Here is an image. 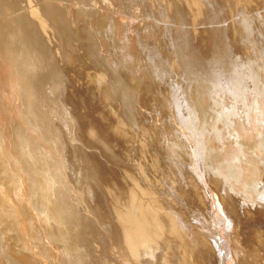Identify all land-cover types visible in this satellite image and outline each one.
I'll list each match as a JSON object with an SVG mask.
<instances>
[{
    "label": "rangeland",
    "instance_id": "rangeland-1",
    "mask_svg": "<svg viewBox=\"0 0 264 264\" xmlns=\"http://www.w3.org/2000/svg\"><path fill=\"white\" fill-rule=\"evenodd\" d=\"M90 1L0 0V264H77L76 259L81 264H97L92 255L93 247L98 250L95 253L96 258L107 260V264H171L174 258L178 262L173 261L172 264L180 261L179 264H183L182 261L185 264H202L200 254L207 255L211 251L213 254L209 252L210 258L208 255L205 257H208L210 263L209 260L214 259L213 256L217 254L214 244L215 251L211 243L215 235L219 236L223 231L218 227L221 231L218 232L211 224L215 232L209 230L212 227L208 228L212 233L208 232L211 236L214 234L213 240L209 233L205 232L209 234L206 236L203 232L210 224L206 217L210 218L208 214L212 213L209 210L211 205L206 188H211L210 192L212 190L213 193L214 190L219 192L221 199L225 198V210H229V216L235 220L239 218L238 223L236 222L237 232L232 238L237 245L235 243L231 246L232 249H228V253L235 256L231 258L229 256L232 255L227 254L230 258H227V264L230 260L233 262L231 264H264V197H261L264 196V114L260 115L257 111L255 115L253 110L251 120L256 122L248 123L246 115L240 113L237 119L240 130L237 142L228 141L222 145L212 137L213 140H209L203 157L206 160L201 162L202 174H196L189 166L190 147L187 145V149L184 147L186 144L178 143L180 140L185 141L182 138L179 140L176 131L172 130L171 119L166 121L170 118L166 117L168 113L165 104L169 97V88L167 84H163L170 81L171 76L177 74V79L181 72L186 74L187 70L192 80L188 90L190 99L200 114V120L209 125L208 122L216 120L221 104L211 97L209 88L212 85L203 75L205 70L211 68L212 71L225 75L233 67H247L250 68L256 84L255 91H251L252 96L256 95L254 104H251L255 105L258 97L264 112V0H141L139 3H130V0H114L116 3L113 0ZM161 8L164 15L160 13ZM213 12L216 18L214 14L211 15ZM213 16L215 21L211 23ZM158 17H162L164 21L157 22ZM109 21L113 23V32ZM166 23L171 34L169 32L170 36L165 34L167 36L163 37L165 35L161 33L164 32ZM85 25H88L87 28L90 25L93 32L90 27L88 30L91 33L88 32ZM127 26L132 30L129 31L131 36L139 33L133 37L140 39L144 46L148 44L147 47H152V50L153 46L159 48L157 59L153 62L148 59L147 62L148 49L144 51L136 39L130 42L133 44L129 47L134 58L131 56L126 60L122 57L120 41L123 40V34L127 33ZM86 32L89 36H86ZM176 42L178 45L182 44V48L178 47L179 51ZM201 42L206 43L204 50ZM197 46L199 47L196 50ZM181 58H185L184 62ZM134 59H140L139 63ZM144 60L151 67L148 68ZM178 61L183 62L182 65L186 64L183 65L186 70L181 71L183 67H179ZM154 63L162 68L166 82L151 75L157 68ZM174 65L177 67L173 68ZM200 66L205 69L204 72ZM151 68L153 71L149 70ZM174 70L178 71L173 73ZM64 87L65 97L62 98L61 91ZM60 98L66 102L64 106L67 112L58 107ZM169 121L171 125H168ZM63 122H68L70 126L68 133ZM172 135L177 137L174 139L175 136ZM234 143L236 146H232ZM69 164H76V167L72 169ZM78 164L81 165V170L77 171ZM73 171L80 178V186L72 182ZM203 175L204 180L199 178ZM204 182L206 184L203 188ZM88 188L97 190L93 202L88 198ZM204 194L209 199L206 200ZM163 201L166 203L163 204ZM162 204L163 207L174 208L175 212L180 210V213H184L182 216L178 212L183 220L191 221V227L200 229L197 232L191 227L187 228L188 231L186 228L177 229L172 217L168 213V216L163 214L168 209L163 208ZM204 208L207 209L206 217L203 216ZM99 211L101 215L98 216ZM153 212H157L155 214L158 217ZM196 214L200 217L199 220L203 217L208 221L207 227L205 221L202 222L203 219L198 221ZM104 217L107 221H103ZM167 217L171 222L169 218L167 221ZM148 222L151 224H148L149 227L145 225ZM156 224H160V228L158 226L156 229ZM165 224L170 228L167 229ZM198 224L206 228L201 225L198 227ZM167 230L174 239L169 234H164ZM124 233L129 238L123 236ZM149 236L157 239H150ZM167 237L173 241L170 240V243ZM196 237L202 241L211 238L212 241L209 240L208 244L200 240L197 242V239L192 241L191 238L195 240ZM185 238L187 242L191 239L196 245L200 242V247L201 242L205 244L202 245L203 250L197 247V256L192 253L195 258H200L201 263L191 255L194 250L189 247L191 245L187 247L189 243ZM96 242L100 244L97 245ZM179 242H183L184 247ZM195 244L193 243L196 247ZM206 244L210 250L205 252L208 249ZM120 248L123 251L120 250L118 254ZM176 250L178 253L181 251L179 255ZM185 252L188 253L186 256L183 255ZM130 254L132 259H128ZM203 256L202 259L206 261ZM193 260L197 262H192ZM212 261L213 264L218 263L217 257L216 262Z\"/></svg>",
    "mask_w": 264,
    "mask_h": 264
},
{
    "label": "bare ground",
    "instance_id": "bare-ground-1",
    "mask_svg": "<svg viewBox=\"0 0 264 264\" xmlns=\"http://www.w3.org/2000/svg\"><path fill=\"white\" fill-rule=\"evenodd\" d=\"M84 0H80V2H82V3H85L86 1H88V0H85L84 2H83ZM90 1V0H89ZM114 1V0H113ZM116 1V0H115ZM114 1V2H115ZM122 1V0H121ZM125 1H127V0H125ZM124 1V2H125ZM140 2L141 0H130L129 2L130 3H132V2ZM257 1V0H256ZM91 2V1H90ZM117 2V1H116ZM115 2V3H116ZM119 2V1H118ZM168 2V1H167ZM77 3V2H76ZM79 3V2H78ZM88 3V2H87ZM207 3V2H206ZM81 4V3H80ZM126 4V3H125ZM216 4V3H215ZM157 5H159V4H157ZM168 5H169V3H168ZM79 6V5H78ZM81 6V5H80ZM87 6V5H86ZM140 7V6H139ZM168 7V6H167ZM170 7V6H169ZM84 8H85V5H84ZM164 8H166V7H164ZM172 9V8H171ZM131 10V9H130ZM166 10V9H165ZM203 10V9H202ZM167 11V10H166ZM151 12V11H150ZM215 12V11H214ZM214 12L211 14V15H213L214 14ZM149 13V12H148ZM160 13L162 14V15H164L163 14V11H162V8H161V11H160ZM147 15H149V14H147ZM216 14H214V16H215ZM144 16V15H143ZM214 16H213V20L211 19V23H213L215 20V18H216V16H215V18H214ZM82 17H83V15H82ZM150 17V16H149ZM210 17V16H209ZM88 18V17H87ZM112 18V17H111ZM155 18V17H154ZM210 18H212V16L210 17ZM218 18V17H217ZM146 19V18H145ZM150 20H151V17L149 18ZM149 19H147V20H149ZM74 20V19H73ZM157 20V22H160V21H164V19L161 17V18H157L156 19ZM209 20V19H208ZM260 20V19H259ZM111 22H112V20H110ZM109 21V22H110ZM110 22V28H111V31L113 32V30H112V27H113V23H111ZM87 24V23H86ZM77 25V24H76ZM108 25H109V23H108ZM107 25V26H108ZM154 25H155V23H154ZM154 25H153V27H154ZM158 25V24H157ZM86 26H88V25H85V27ZM117 26V25H116ZM126 26V25H125ZM147 26V25H146ZM89 27H90V25H89ZM88 27V28H89ZM149 27V29H150V25L148 26ZM87 28V27H86ZM85 28V29H86ZM88 28H87V30H88ZM114 28V27H113ZM168 28H169V25H168V23H166L165 24V30H164V32L163 33H161V34H163V35H165V34H169V32L170 31H168ZM92 28L90 27V30H91ZM106 29H108V28H106ZM125 29V28H124ZM147 29V28H146ZM170 29V28H169ZM86 30V31H87ZM90 30H88V32H90ZM123 29H121V31H122ZM131 29H130V27L129 26H127L126 27V32L127 33H125V34H123V40H119L120 41V43H121V45H122V47H121V45L119 46V48L121 47V48H123V51H121V50H118V51H121V55H122V57H124L126 60H127V58H130L131 56H132V52L130 51V49H129V47H130V45H132L133 44V42H134V40L136 39L137 40V38H135L134 39V37L133 36H135L136 37V34H139L138 32L136 33V34H134V35H132L131 36V32H129ZM245 30H247V28L245 29ZM92 32H93V30H91ZM110 31V30H109ZM110 31V32H111ZM121 31H120V33H121ZM125 31V30H124ZM132 31V30H131ZM134 31V30H133ZM149 31V30H148ZM197 31V30H196ZM196 31H194L195 33H196ZM106 32H108V31H106ZM123 32V31H122ZM248 32V31H247ZM91 33V32H90ZM109 33V32H108ZM107 33V34H108ZM118 33V32H117ZM134 33V32H133ZM246 33V32H245ZM250 33V32H249ZM86 34V36L88 35L89 36V34H87V32L85 33ZM93 34V33H92ZM122 34V33H121ZM120 34V35H121ZM170 34H171V32H170ZM170 34H169V36H170ZM91 35V34H90ZM109 35H113V34H109ZM250 35V34H249ZM255 35V34H254ZM92 36V35H91ZM90 36V37H91ZM167 35H165V36H163V37H166ZM185 36V35H184ZM92 37H94V34H93V36ZM121 37V36H120ZM133 37V38H132ZM162 37V38H163ZM192 37V36H191ZM195 37H196V35H195ZM194 37V38H195ZM86 38H88L89 39V37H86ZM138 38H139V35H138ZM188 38H189V36H188ZM252 38V37H251ZM91 39H93V38H91ZM111 39V38H110ZM134 39V40H133ZM179 39H180V37H179ZM204 39V38H203ZM202 39V40H203ZM94 40H95V37H94ZM176 40V39H175ZM187 40V39H186ZM185 40V41H186ZM207 40V39H206ZM123 41V42H122ZM131 41H133L132 42V44H130V42ZM163 41H164V39H163ZM165 41H167V40H165ZM170 40H168L167 42H169ZM185 41H183V42H185ZM188 41V40H187ZM192 41V40H191ZM249 41V40H248ZM90 42V41H89ZM136 42V41H135ZM137 42H138V45H141L142 46V48L144 49V51H145V49L147 48L148 49V53H147V56L149 57H147V59L144 57V59H146V61L149 59V60H151L150 62H153L154 61V59L160 54V52H159V48L158 47H154L153 46V50L151 49L152 47H147V45H143V43H141V40L140 39H138L137 40ZM137 42H136V45H137ZM143 42V41H142ZM166 42V43H167ZM181 42V41H180ZM188 42H190V40L188 41ZM193 42V41H192ZM191 42V43H192ZM199 42H200V40H199ZM228 42V41H227ZM119 43V44H120ZM175 43V42H174ZM178 42H176V44H177ZM190 43V44H191ZM197 43V42H196ZM255 43V42H254ZM95 44V43H94ZM144 44H145V42H144ZM169 44V43H168ZM201 44H204V42L202 43L201 42ZM206 44V43H205ZM205 44H204V47L202 48V50H204L205 49ZM224 44H226V43H224ZM93 45V44H92ZM170 45V44H169ZM168 45V46H169ZM178 45V44H177ZM180 45H182V44H180ZM180 45H178L177 46V50H178V47L180 46ZM188 45H189V43H188ZM198 45V44H197ZM158 46V45H157ZM167 46V45H166ZM191 46V45H190ZM192 46H193V44H192ZM226 46V45H225ZM139 47V46H138ZM138 47H135V48H138ZM170 47H172V45L170 46ZM174 47H175V45H174ZM181 47V46H180ZM180 47H179V49H180ZM184 47H186L185 46V44H184ZM187 47H189V46H187ZM198 47L199 46H197V48H196V50L198 49ZM91 48V47H90ZM120 48V49H121ZM167 48V47H166ZM182 48V47H181ZM193 48H194V46H193ZM192 48V49H193ZM227 48V47H226ZM225 48V49H226ZM89 49V48H88ZM93 49V48H92ZM169 49V48H168ZM172 49V48H171ZM175 49H176V47H175ZM174 49V50H175ZM184 49V48H183ZM182 49V50H183ZM201 49V48H200ZM232 49V48H231ZM95 50V49H94ZM142 50V49H141ZM166 50V49H165ZM170 50V49H169ZM176 50V51H177ZM182 50H180V51H182ZM191 49H189V51H190ZM195 49H193V51H194ZM223 50V49H222ZM227 50V49H226ZM225 50V51H226ZM228 50H230V48L228 49ZM91 50H89V52H90ZM93 51V50H92ZM117 51V50H116ZM139 51V50H138ZM167 51V50H166ZM175 51V52H176ZM179 51V50H178ZM172 51H170L169 53H171ZM184 52V51H183ZM192 52V51H191ZM200 52H201V50H200ZM107 53V52H106ZM112 53V52H111ZM167 53H168V51H167ZM174 53V52H173ZM177 53H179V52H177ZM185 53V52H184ZM186 53H187V51H186ZM185 53V54H186ZM195 53H197V52H195ZM199 53V52H198ZM231 53V52H230ZM90 54H92V53H90ZM94 54V53H93ZM172 54V53H171ZM170 54V55H171ZM176 54V53H175ZM181 54V53H180ZM180 54H178V55H180ZM189 54H191V53H189ZM225 54H228V53H226L225 52ZM263 54H264V52H263ZM89 55V54H88ZM138 55V54H137ZM140 55V54H139ZM173 55V54H172ZM177 55V56H178ZM182 55H183V53H182ZM182 55H180L181 57H182ZM231 55V54H230ZM94 56V55H93ZM92 56V57H93ZM101 56V55H100ZM174 56V55H173ZM173 56H171V57H173ZM186 56H188V54L186 55ZM185 56V57H186ZM194 56V55H193ZM192 56V57H193ZM202 56V55H201ZM217 56V55H216ZM225 56V55H224ZM228 56V55H227ZM133 57V56H132ZM136 57V56H135ZM140 57V56H139ZM138 57V58H139ZM160 57V56H159ZM158 57V58H159ZM176 57V56H175ZM189 57V56H188ZM236 57V56H235ZM116 58V57H115ZM123 58V59H124ZM134 58V57H133ZM142 58V57H141ZM140 58V59H141ZM179 58V57H178ZM211 58V57H210ZM209 58V59H210ZM216 58V57H215ZM214 58V59H215ZM225 58H227V57H225ZM233 58V57H232ZM231 58V59H232ZM237 58V57H236ZM235 58V59H236ZM137 59V58H136ZM139 59V60H140ZM157 59V58H156ZM160 59H161V57H160ZM164 59H168V57L166 58V57H164ZM170 59H172V58H170ZM176 59V58H175ZM182 59V61L183 60H185V58H181ZM180 59V60H181ZM219 59V58H218ZM139 60H137V61H135V59H134V61L137 63H139ZM142 61H143V59H141ZM148 60V61H149ZM159 60V59H158ZM158 60H156V61H158ZM197 61H198V59H196ZM204 60V59H203ZM213 60V59H212ZM220 60H221V58H220ZM220 60H219V63H221L220 62ZM230 60V59H229ZM264 60V59H263ZM123 61V60H122ZM141 61V62H142ZM145 61V60H144ZM145 61V62H146ZM147 61V62H148ZM155 61V62H156ZM164 61V60H163ZM174 61H176V60H174ZM202 61V60H201ZM210 61V60H209ZM208 61V62H209ZM225 61V60H224ZM238 61H239V59H238ZM144 62V63H145ZM146 62V63H147ZM149 62V63H150ZM161 61H159L158 63H160ZM166 62V61H165ZM164 62V63H165ZM170 62H171V60H170ZM179 62V67L181 68V67H183V68H181V71H183V70H186V67H184L183 65H186L185 63L182 65V63L184 62H180V61H178ZM195 62V61H194ZM193 62V63H194ZM208 62H206L207 64H208ZM213 62V61H212ZM223 62V61H222ZM231 62H233L232 60H231ZM166 63H168V61L166 62ZM172 63V62H171ZM171 63H169V66H171L170 64ZM188 63V62H187ZM198 63V62H197ZM202 63V62H201ZM215 63V62H214ZM216 63H217V61H216ZM218 63V64H219ZM225 63H226V61H225ZM224 63V64H225ZM227 63H228V61H227ZM230 63V62H229ZM228 63V65L230 66V64ZM235 62H233V64H234ZM129 64V63H128ZM127 64V65H128ZM148 64V63H147ZM155 65H156V63H154ZM163 64V63H162ZM189 64V63H188ZM196 64V63H195ZM210 64V63H209ZM242 64V63H241ZM246 64V63H245ZM248 64V63H247ZM157 65H159V64H157ZM156 65V66H157ZM160 65H161V63H160ZM191 65V64H190ZM205 65V64H204ZM204 65H202V66H204ZM212 65V64H211ZM220 65V64H219ZM151 67L149 64L147 65V67ZM165 66H166V64H165ZM175 66V65H174ZM210 66V65H209ZM213 66V65H212ZM211 66V67H212ZM216 66H217V64H216ZM227 66V65H226ZM226 66H225V68H226ZM228 66V67H229ZM242 66V65H241ZM248 66V65H247ZM148 67V68H149ZM177 67V65L175 66V67H173V68H176ZM188 67V66H187ZM198 67V66H197ZM244 67V66H243ZM147 68V69H148ZM156 68V67H155ZM172 68V67H171ZM191 68V67H190ZM200 68H201V66H200ZM219 68V67H218ZM220 68H221V66H220ZM232 68V67H231ZM230 68V69H231ZM153 68H151V69H149V70H152ZM161 69L162 68H160L159 66H157V68L156 69H154V71H153V74H151L152 76L153 75H155V77H158L159 79H161V80H163L164 82H166V78H164V72H163V70L161 71ZM183 69V70H182ZM188 69V68H187ZM198 69H199V67H198ZM201 69H203V68H201ZM207 69V68H206ZM148 70V71H149ZM168 70H169V68H168ZM195 70V69H194ZM193 70V71H194ZM204 70L205 69H203V70H201V71H203L204 72ZM219 70V69H218ZM218 70H217V72H218ZM222 70V69H221ZM104 71V70H103ZM170 71H171V69H170ZM178 70H176V72H177ZM198 71V70H197ZM197 71H195V72H197ZM214 71V70H213ZM212 70H211V68L208 70H205V72H204V76H205V78L211 83V85L212 86H210L211 88H209L210 90H209V92L212 94L211 95V97L214 99V101L216 102V103H219V104H221V107H219L220 109L218 110V113H217V118H215L216 120L215 121H211V123L210 122H208L209 123V125H207L206 123H203L201 120H200V114H198V112H197V110H196V108H195V105H194V103L191 101V99H190V96H189V93H188V90H189V88H190V86H191V78L189 77V75H188V72H187V70H186V74L184 73V71L183 72H179L180 74V77L179 78H177L176 79V76L178 77V75L176 74V76H171L170 78H171V80L169 81V80H167V82L166 83H163V84H167L168 85V88H169V93H167V94H169L167 97H168V100L166 101V100H164V101H166L167 103H165L166 104V111H167V116L166 117H170L169 119H167L166 121H168V120H170L171 119V122L173 123V125H172V127H173V129L172 130H174V131H176V135L178 136V137H180L179 138V140L182 138V140H184L185 142H183V141H177L178 143H181V145H183V143L184 144H186V145H184V147H186L187 145H188V147H190V149H189V153L188 154H190V158L188 159V160H190V165L189 166H191L190 167V169L192 168V170L196 173V174H202V171H203V169L201 168V162H202V160H203V157H204V155L206 154V152H207V147H208V143H209V140L210 139H212V137L217 141V143H222V145L224 144V143H226V142H228V141H231L232 143L233 142H237V139H238V137H239V135H240V130L238 129V126H237V119H239V115H241L240 113L242 112L244 115H246V119H247V121H249L248 123H251L253 120H251V117L253 116V110H255V115H257L256 114V112L258 111V112H260V115H261V113H263L264 114V112L262 111L263 109V107H260L261 106V102L259 103L258 102V97H257V99H256V101H255V105H252V104H254L253 102H254V100H255V96L253 95L252 96V94H251V91H255V87H254V85L256 86V84H255V81H254V79H252V77H254L253 76V74H252V72L250 71V68H248L247 69V67L246 68H241V69H239L238 67H237V69H236V67H233V69L232 70H228V72L225 74V75H223V74H221L220 75V73L218 72V73H216L215 71L213 72ZM227 71V70H226ZM163 72V73H162ZM175 72V70H174V72L173 73H176ZM225 72V71H224ZM165 73H168V72H165ZM171 73V72H170ZM169 74V73H168ZM198 74V73H197ZM201 74V73H200ZM255 74V73H254ZM142 75V74H141ZM175 75V74H174ZM199 75V74H198ZM64 76V75H63ZM168 76V75H167ZM202 76V75H201ZM200 76V77H201ZM257 76V75H256ZM68 77V76H67ZM202 79L204 78L203 76L201 77ZM151 80V79H150ZM158 80V79H157ZM62 81V80H61ZM71 82V81H70ZM200 82V81H199ZM257 82V81H256ZM69 83V82H68ZM258 84V83H257ZM261 84V83H260ZM159 86V85H158ZM166 86V85H165ZM65 87L64 88H62V98H64L65 96V94H64V91H65ZM97 92V91H96ZM257 92V91H256ZM253 94H254V92H253ZM260 94V93H259ZM160 95V94H159ZM258 96V95H257ZM164 98V97H163ZM64 100V99H63ZM63 100L60 98L59 100H58V102H57V105H58V107L60 106V108H62L65 112H67V109H66V107L64 106L65 104H66V102L64 101L63 102ZM55 101V100H54ZM262 101V100H261ZM216 103H215V105H216ZM252 103V104H251ZM62 105V106H61ZM218 105V104H217ZM212 106H213V104H212ZM157 108V107H156ZM211 111V110H210ZM213 112V111H212ZM217 112V111H216ZM68 114V113H67ZM214 114V113H213ZM262 114V115H263ZM215 115V114H214ZM72 116V115H71ZM243 116V115H242ZM258 116H259V114H258ZM257 116V117H258ZM214 117V116H213ZM212 117V118H213ZM255 117V116H254ZM125 118V117H124ZM259 118V117H258ZM74 119V118H73ZM127 119V118H126ZM245 119V118H244ZM255 119V118H254ZM260 119H261V117H260ZM260 119H258V120H260ZM65 120V119H64ZM75 120V119H74ZM207 120H209V119H207ZM263 120V119H262ZM74 122V121H73ZM202 122V123H201ZM238 122H239V120H238ZM245 122V121H244ZM243 122V123H244ZM253 122H256V121H253ZM261 122V121H260ZM124 123V122H123ZM163 123V122H162ZM169 123H170V121H169ZM75 124V123H74ZM247 124V123H246ZM255 124V123H254ZM258 124V123H257ZM63 125H64V128H65V131H66V133H68L69 131H70V126L68 125V122H63ZM168 125H171V123L170 124H168ZM249 125V124H248ZM247 125V126H248ZM251 125V124H250ZM256 125V124H255ZM260 125V124H259ZM263 124H261V126H262ZM163 126H164V124H163ZM240 126H241V124H240ZM246 126V125H245ZM264 127V126H263ZM63 128V127H62ZM259 128H260V126H259ZM167 130V129H166ZM259 130V129H258ZM261 131V130H260ZM119 132H121V131H119ZM160 132V131H159ZM172 132V131H171ZM259 133V132H258ZM169 134H170V132H169ZM173 134H175V133H173ZM171 135V134H170ZM176 135H172V136H175L174 137V139L177 137ZM262 135V134H261ZM258 136V135H257ZM164 137V136H163ZM161 139H162V136H161ZM164 139V138H163ZM230 139V140H229ZM213 140V139H212ZM211 140V141H212ZM163 141V140H162ZM219 141V142H218ZM169 142V141H168ZM66 143V142H65ZM214 143H216V142H214ZM163 144H164V142H163ZM172 145V144H171ZM180 145V144H179ZM180 145V146H181ZM134 146V145H133ZM167 146V145H166ZM228 146V145H227ZM230 146V145H229ZM232 146H236V144L234 143V145H232ZM169 147V146H168ZM167 147V148H168ZM172 147V146H171ZM174 147V146H173ZM181 147H183V146H181ZM183 147V148H184ZM166 148V149H167ZM177 148V146L175 147V149ZM187 148V147H186ZM186 148H184V149H186ZM188 149V148H187ZM219 149V148H218ZM238 147H237V151H238ZM121 150V149H120ZM223 150V149H222ZM69 151V150H68ZM169 152H170V150H168ZM236 151V152H237ZM66 152V151H65ZM123 152V151H122ZM174 152V151H173ZM239 152V151H238ZM252 152V151H251ZM120 153H121V151H120ZM119 153V154H120ZM241 153V152H240ZM187 154V155H188ZM230 154V153H229ZM236 154V153H235ZM111 155V154H110ZM118 155V154H117ZM120 155H122L123 157L125 156V154L123 155V153L122 154H120ZM171 156H172V154H170ZM223 155V154H222ZM233 155H234V153H233ZM130 156V155H129ZM241 156H242V154H241ZM78 157V156H77ZM86 157V156H85ZM112 157V156H111ZM126 157H127V155H126ZM223 157V156H222ZM76 158V157H75ZM122 158V157H121ZM224 158V157H223ZM228 158V157H227ZM230 158V157H229ZM228 158V159H229ZM123 160L125 159V158H122ZM208 159V158H207ZM233 159H236V158H233ZM245 159V158H244ZM77 160H78V158H77ZM122 160V161H123ZM172 160V159H171ZM206 160V159H205ZM205 160H203V161H205ZM263 160V159H262ZM75 161V160H74ZM125 161V160H124ZM137 161V160H136ZM135 161V162H136ZM139 161V160H138ZM155 162V161H154ZM172 162V161H171ZM226 162V161H225ZM233 162V161H232ZM227 163V162H226ZM230 163H231V161H230ZM81 164V163H80ZM134 164V163H133ZM223 164V163H222ZM71 167L70 168H72L73 169V167L75 168L76 167V164H69ZM119 165V164H118ZM226 165V164H225ZM229 165V164H228ZM231 165V164H230ZM139 166V165H138ZM204 166H205V164H204ZM232 166H233V164H232ZM239 166V165H238ZM226 168V167H225ZM78 169L79 170H81V165L79 166V164L77 165V171H78ZM92 169V168H91ZM121 169V168H120ZM189 169V170H190ZM227 169V168H226ZM230 169V168H229ZM232 169V168H231ZM237 169V168H236ZM214 170V169H213ZM233 170H234V168H233ZM104 171V170H103ZM191 171V170H190ZM205 171V170H204ZM126 172V171H125ZM143 172V171H142ZM206 172V171H205ZM240 172V171H239ZM74 173H76V172H72L71 173V177H72V182H74V183H76V185H79L80 186V181H78V180H80V178L77 176V174H74ZM86 173V172H85ZM228 173V172H227ZM66 174V173H65ZM89 174V173H88ZM144 174V173H143ZM145 174H147V173H145ZM144 174V175H145ZM199 176V175H198ZM236 176V175H235ZM234 176V177H235ZM81 177V176H80ZM202 177H204V175L203 176H200L199 178H202ZM207 177V176H206ZM205 177V178H206ZM232 177V176H231ZM240 177V176H239ZM90 178V177H89ZM69 179V178H68ZM87 179V178H86ZM147 179V178H146ZM198 179V178H197ZM203 180H204V178H202ZM201 179V180H202ZM232 180H233V177L231 178ZM181 180V179H180ZM200 180V181H201ZM86 181V180H85ZM97 181V180H96ZM106 182V181H105ZM144 182V181H143ZM168 182V181H167ZM209 182V181H208ZM226 182V181H225ZM85 183V182H84ZM89 183V182H88ZM146 183V182H145ZM202 183V182H201ZM103 184V183H102ZM204 184V186H203V188L205 187V182L203 183ZM224 184V183H223ZM83 185V184H82ZM86 185V184H85ZM93 185V184H92ZM165 185V184H164ZM149 186V185H148ZM173 186V185H172ZM207 186V185H206ZM99 187V186H98ZM104 187V186H103ZM106 187H108V186H106ZM157 187V186H156ZM209 187V186H208ZM246 187V186H245ZM73 188V187H72ZM140 188V187H139ZM139 188H137V189H139ZM153 188V187H152ZM201 188V187H200ZM253 188V187H252ZM82 189V188H81ZM175 189V188H174ZM194 189V188H193ZM211 189V188H210ZM210 189H207L206 188V192H208V197L210 198V205H211V209L209 208V210H211V212L212 213H210V214H208V216H210V218L209 217H206V210L208 209V207H206L207 205H209V204H207V205H205V207L207 208L206 210H205V208H204V214L203 213H201V214H203V216L204 217H206V219H208L209 220V222H210V224H208V223H206V222H208L207 220H204L203 219V217H202V219H203V223H204V221H205V226L207 227V224H208V226L209 227H207V231L204 229V228H202V227H205V226H203V225H201L202 227V229H204V233L205 232H207V233H209V232H211V231H209V230H213V227H212V225L214 226V228L216 227L217 228V230H218V227L223 231V233L221 232V231H219L218 230V232H221V234L218 236H216L215 235V237H214V234L211 236V234L209 235V234H207V233H205V235L207 234V235H209V236H211L212 237V240H213V237H214V241L211 243L212 244V246H213V244H214V246H215V249H216V252H217V254L215 253V255H217L216 257H217V260H218V263L216 262V257H214L213 256V258L214 259H212V260H215V264H227V260L228 259H230L229 257H231V258H234V256L235 255H233V254H230V253H228V251H230V250H228V249H230L231 248V246H233L235 243H236V240H232V238H233V236L236 234V232H237V223H238V217H236V218H238L237 220H235V219H233V218H231L230 216H229V210H228V212H226V206H225V198H224V200H222L221 198L222 197H220L219 196V192L217 193V191H215L214 190V193L212 192V190H211V192H212V194H210L211 192H210ZM255 189V188H254ZM103 190H105V189H103ZM141 190V189H140ZM181 190V189H180ZM183 190H185V189H183ZM256 190V189H255ZM254 190V191H255ZM96 189H90V188H88V191H87V193H88V198L89 199H91V201L93 202L94 200H95V198H96ZM174 191V190H173ZM263 192L262 193H264V190H262ZM156 192V191H155ZM180 192V191H179ZM188 191H186V193H187ZM206 192H204V193H206ZM258 192H260V191H258ZM140 193H142L141 191H140ZM158 193V192H157ZM169 193V192H168ZM261 193V194H262ZM143 194V193H142ZM154 195V194H153ZM185 195V194H184ZM196 195V194H195ZM205 195V199L207 200V199H209L208 197L206 198V194H204ZM260 194H258V196H259ZM144 196V195H143ZM200 196V195H199ZM150 197H151V195H150ZM196 197V196H195ZM202 197V196H201ZM261 197H264L263 195H261ZM261 197H259V198H261ZM152 198V197H151ZM153 198H155L154 196H153ZM152 198V199H153ZM157 198V197H156ZM185 198V197H184ZM190 198V197H189ZM192 198V197H191ZM190 198V199H191ZM234 198V197H233ZM164 199V198H163ZM204 199V198H203ZM262 199V198H261ZM264 199V198H263ZM262 199V200H263ZM149 200V199H148ZM151 200V199H150ZM154 200V199H153ZM183 200V199H182ZM191 200H193V199H191ZM161 201L162 200H160V203H161ZM185 201H186V199H185ZM194 201V200H193ZM207 201V203H209ZM259 201V200H258ZM264 201V200H263ZM154 202L155 203H157V199H156V201L154 200ZM153 201H152V204L154 203ZM189 202H191V201H189ZM203 202V201H202ZM164 203H166V202H164L163 201V204ZM200 203V202H199ZM227 203V202H226ZM151 203H150V205H152ZM157 204H159V203H157ZM156 204V205H157ZM163 204H162V207H163ZM160 205V204H159ZM159 205H158V207H159ZM209 205V206H210ZM96 206H97V208H98V205L96 204ZM96 206H95V208H96ZM202 206H203V204H202ZM249 206V205H248ZM152 207V206H151ZM155 207V206H154ZM154 207H152V209H155V210H157V211H159V209L158 208H154ZM157 207V206H156ZM161 208V207H160ZM163 208H165V209H168V210H165L164 212H163V214H165V215H167L166 213H168L169 214V216L170 217H172L171 219L175 222V225L177 224V229H179V230H185V228L187 229V228H189V227H191V226H193V225H191L190 224V222L188 223L185 219V221L187 222V223H185V221L182 219V216H183V214L182 213H180L179 211H177V212H175L171 207L170 208H168V207H163ZM197 208H198V206H197ZM201 208V207H200ZM203 208V207H202ZM179 209V208H178ZM243 209V208H242ZM258 209V208H257ZM85 210H87V208L85 209ZM161 210H163L162 208H161ZM160 210V211H161ZM183 211V210H182ZM202 210H201V212H203ZM231 211V210H230ZM161 212V213H162ZM180 214H182V216L181 215H179V213ZM208 212V211H207ZM83 213V212H82ZM94 213V212H93ZM99 214H97V213H95V214H97L98 216L99 215H101L100 213V211L98 212ZM155 213H157V212H155ZM154 212H153V215L155 214ZM159 213V212H158ZM238 214H242V213H239L238 212ZM257 214H258V211H257ZM152 215V214H151ZM155 215H157V214H155ZM232 215V214H231ZM90 216V215H89ZM168 216V215H167ZM195 216H198L197 214L195 215ZM256 216V215H255ZM147 217V216H146ZM148 217H151L150 215L148 216ZM147 217V218H148ZM156 217H158V215L156 216ZM163 218H164V216H162ZM189 217V216H188ZM234 217H235V215H234ZM239 217H241V215L239 216ZM260 216H258V218H259ZM262 217V216H261ZM161 218V217H160ZM168 218L169 217H167V221H168ZM185 218H186V216H185ZM194 218H196V217H194ZM198 218V221L200 222V220H202V219H200L199 220V216L197 217ZM263 218V217H262ZM104 219L105 220H103V221H107V218H105L104 217ZM151 219V218H150ZM158 219V218H157ZM166 219V218H165ZM95 220V219H94ZM117 220V219H116ZM161 220V219H160ZM188 220V219H187ZM195 220V219H194ZM197 220V219H196ZM196 220H195V222H196ZM102 221V222H103ZM118 221V220H117ZM161 221H163V219L161 220ZM169 221H170V218H169ZM258 221H260L259 219H258ZM257 221V222H258ZM263 221H264V219H263ZM171 222V221H170ZM237 222V223H236ZM256 222V223H257ZM163 223H164V221H163ZM166 223V222H165ZM169 223V222H168ZM196 223H198V222H196ZM255 223V224H256ZM259 223V222H258ZM257 223V224H258ZM262 223V222H261ZM148 224H150L149 222L148 223H146L145 225H148ZM161 224V223H160ZM159 224V225H160ZM169 224H171V223H169ZM173 224V223H172ZM171 224V225H172ZM212 224V225H211ZM97 225H98V223H97ZM112 225V224H111ZM157 225V224H156ZM159 225H157L156 226V229H157V227L159 226ZM162 225V224H161ZM196 225V224H195ZM199 224H198V227L200 226ZM211 225V226H210ZM261 225V224H260ZM262 225H264V223L262 224ZM115 226V225H114ZM150 226H151V224H150ZM152 226H154V225H152ZM254 226V225H253ZM258 226H259V224H258ZM95 227V226H94ZM148 227H149V225H148ZM165 227H166V224H165ZM174 227V226H173ZM197 227V226H196ZM205 227V228H206ZM210 227H212L211 229H209L208 230V228H210ZM264 227V226H263ZM262 226H261V229L263 228ZM121 228V227H120ZM153 228V227H152ZM159 228H160V226H159ZM163 228V230H165V228H164V226L162 227ZM167 228V227H166ZM170 228V227H169ZM169 228H167V229H169ZM191 228H193V227H191ZM191 228H190V230H191ZM257 228V227H256ZM255 228V229H256ZM258 228H260V226L258 227ZM257 228V229H258ZM123 229V228H122ZM145 229H147L148 230V228L147 227H145ZM150 229H151V227H150ZM149 229V230H150ZM154 229H155V227H154ZM176 229V228H175ZM193 229H195V228H193ZM199 229H200V227H199ZM199 229H195L196 230V232L199 230ZM256 229V230H257ZM261 229H259V231H262L263 232V230H261ZM153 230V229H152ZM173 230V229H172ZM189 230V231H190ZM195 230H194V233H195ZM216 230V231H217ZM110 231H112V228L110 229ZM117 231H118V229H117ZM154 231V230H153ZM157 231V230H156ZM187 231H188V229H187ZM186 231V232H187ZM209 231V232H208ZM214 232H215V229L213 230ZM252 231H253V228H252ZM252 231H250L251 233H252ZM114 232V231H113ZM121 232V231H120ZM123 232H124V230H123ZM168 232V233H167ZM167 232L165 233L164 232V234L166 235V234H169V237H171V233H169V231L167 230ZM170 232H172V231H170ZM175 232V231H174ZM174 232H173V234H174ZM179 232H181V231H179ZM186 232H185V234H186ZM201 233H203L202 231H200ZM200 232H198V234L200 233ZM217 232V234H219ZM256 232H258V231H256ZM126 233V232H125ZM123 234V236H125L126 234ZM148 233V232H147ZM149 233H151V232H149ZM156 233V232H155ZM154 233V234H155ZM159 233H160V231H159ZM193 233V232H192ZM191 233V234H192ZM192 234V235H194V236H196L195 234H197V233H195V234ZM200 233V234H201ZM203 233V234H204ZM212 233V232H211ZM101 234H103V233H101ZM109 234V233H108ZM115 234H117L116 232H115ZM121 234H122V232H121ZM164 234H161V236L163 235V237H164ZM172 234V235H173ZM190 234V235H191ZM199 234V235H200ZM203 234H201V236L203 235ZM216 234V233H215ZM254 234H255V232H254ZM258 234V233H257ZM113 235H114V233H113ZM112 235V236H113ZM118 235H120V234H118ZM149 235V234H148ZM157 236L159 235V234H156ZM155 235V236H156ZM175 235V234H174ZM178 235V234H177ZM179 235H181L180 233H179ZM199 235H197V236H199ZM204 235V236H205ZM206 235V236H207ZM250 235V234H249ZM253 235V234H252ZM89 236V235H88ZM93 236V235H92ZM115 236H117V235H115ZM127 236V235H126ZM146 236V235H145ZM144 236V237H145ZM151 236H153V235H151ZM182 236V235H181ZM183 236H185V235H183ZM187 236V235H186ZM193 236V237H194ZM203 236V237H204ZM255 236H257V235H255ZM258 236H260V235H258ZM257 236V237H258ZM97 237V236H96ZM120 237V236H119ZM118 237V238H119ZM147 237V236H146ZM160 237V236H159ZM175 237V239H177V237H176V235L174 236ZM191 236H188V238H190ZM254 237V236H253ZM116 238V237H115ZM124 238V240H125V237H122V239ZM127 238H129L128 236H127ZM143 238V237H142ZM149 238L150 239H153V237L151 238L150 236H149ZM161 238V237H160ZM159 238V239H160ZM168 238V237H167ZM171 238H173V237H171ZM179 238H181V237H179ZM198 237H196V238H194L195 240H193V238H191L192 239V241H196V239H197ZM199 238H201V237H199ZM207 238V237H206ZM209 238V237H208ZM260 238V237H259ZM111 239H112V237H111ZM150 239H148V240H150ZM155 239H157V238H155ZM155 239H153V240H155ZM174 239V238H173ZM182 239V238H181ZM191 239L187 242V240H186V238H185V240H186V242L187 243H189V244H187V247H188V245H191V246H189V247H192V249L194 250V252H192L191 250H189V251H191V255H192V253L195 255V256H197V254L195 253L196 251V249H197V247L200 249V250H203V249H201L202 248V245L204 244V243H207L208 244V242H210V241H212L211 240V238L208 240V241H206L207 239H205V241H202V240H200V241H202V242H204V243H202L201 242V247H200V245H199V243H198V245H196L195 244V242H193L195 245H196V247L193 245V243H192V241H191ZM203 239V238H202ZM109 240V239H108ZM115 240V239H114ZM118 240V239H117ZM121 240V239H120ZM119 240V241H120ZM144 240H146V239H144ZM165 240H167V239H165ZM170 238H168V241L171 243V241H173V240H171ZM180 240V239H179ZM198 239H197V242L199 241ZM126 241H129V240H126ZM125 241V242H126ZM140 241H141V243H142V240L140 239ZM152 241V240H151ZM163 241V240H162ZM178 241V240H177ZM161 242V241H160ZM163 242H166V241H163ZM176 241H174V243H175ZM183 242H185V241H183ZM183 242L181 243V242H179L180 243V245L182 244V246H183ZM196 242V243H197ZM254 242H255V240H254ZM257 242V241H256ZM109 243V242H108ZM137 242H135V244H136ZM141 243H138V244H140L141 245ZM168 243V242H167ZM169 243V245H171ZM173 242H172V244H174ZM177 243V242H176ZM95 244H97V245H99L100 243H98V242H96ZM126 244H127V242H126ZM163 244V243H162ZM206 244V245H207ZM210 244V243H209ZM210 244V245H211ZM241 244V243H240ZM137 245V244H136ZM177 245V244H176ZM205 245V244H204ZM235 245H237V243L235 244ZM125 246V245H124ZM127 246V245H126ZM130 246H131V244H130ZM138 247H139V245H137ZM137 246H136V248H137ZM167 246H168V244H167ZM172 246V245H171ZM175 246V245H174ZM178 246H179V244H178ZM177 246V247H178ZM211 246V247H212ZM214 246L212 247V249L214 248ZM89 247V246H88ZM104 247V246H103ZM119 247V246H118ZM132 247V246H131ZM134 247H135V245H134ZM161 247H163V245L161 246ZM161 247H159V248H161ZM170 247V246H169ZM168 247V248H169ZM173 247V246H172ZM184 247V246H183ZM203 247H205V246H203ZM117 248V247H116ZM165 248H166V246H165ZM167 248V249H168ZM175 248H176V246H175ZM207 248H208V245H207ZM235 248V247H234ZM233 248V249H234ZM244 248V247H243ZM247 248V247H246ZM102 249V248H101ZM118 249V248H117ZM129 249V248H128ZM183 249H185V248H183ZM198 249V250H199ZM232 249V248H231ZM245 249V248H244ZM103 250V249H102ZM120 250H121V248L119 249V251L117 252L118 254L120 253ZM178 250V249H177ZM176 250V251H177ZM180 250L181 251H183L184 252V250H182L181 249V247H180ZM186 250H188V248H186ZM185 250V251H186ZM198 250H197V252H198ZM210 249L208 248L207 250L205 249V252L206 251H209ZM214 250V249H213ZM105 251H106V249H105ZM121 251H123V250H121ZM126 251V250H125ZM168 251V250H167ZM166 251V252H167ZM179 251V250H178ZM178 251H177V255H179V253L181 252H179L178 253ZM188 251V253H189V255H190V252ZM215 251V250H214ZM232 251V253H233V250H231ZM249 251H250V249H249ZM248 251V252H249ZM98 252V250L96 249V247H93V251H92V255H93V257H94V259L97 261V264H107V260H106V258L103 256V259L104 260H106V261H103L102 260V258H100L99 257V259H97L96 258V256H95V253H97ZM102 252V251H101ZM104 252V251H103ZM111 252V251H110ZM112 252H113V250H112ZM116 252V251H115ZM130 252V251H129ZM168 252H170V251H168ZM167 252V253H168ZM174 252V251H173ZM209 252H211V251H209ZM209 252L208 253H206L207 255H208V257L210 256L209 255ZM237 252H239V251H237ZM242 253H243V251H241ZM254 252V251H253ZM252 252V253H253ZM109 253V252H108ZM114 253V252H113ZM126 253V252H125ZM124 253V254H125ZM188 253H184L183 255L184 256H186V254H188ZM204 253V252H203ZM212 253V252H211ZM244 253H246V252H244ZM105 254V253H104ZM124 254H123V256H124ZM199 254H200V252H199ZM213 254V253H212ZM212 254H211V256H212ZM227 254L229 255H232V256H227ZM236 254V253H235ZM238 254V253H237ZM100 255V254H99ZM114 255V254H113ZM121 255V254H120ZM176 255V254H175ZM176 255V256H177ZM194 255H192V256H194ZM203 255H205V254H200V258H201V260L203 261V263L202 264H205L204 262H208V257L207 258H205L207 255H205V256H203ZM241 255V254H240ZM246 255V254H245ZM253 255V254H252ZM126 256V255H125ZM129 256V255H128ZM127 256V257H128ZM130 256L131 257H128V259L129 258H131L132 259V254H130ZM167 256L168 255H166V258H167ZM171 256V255H170ZM180 256H182L181 254H180ZM179 256V257H180ZM184 256H182V258L184 257ZM195 256H194V259H197V260H199L198 259V257H196L195 258ZM202 256H203V258H205V259H207L206 261H204L203 259H202ZM227 256V257H226ZM236 256H238V255H236ZM244 256V255H243ZM77 257H79V255L77 256ZM76 257V258H77ZM102 257V256H101ZM158 257V256H157ZM156 257V258H157ZM163 257H164V255H163ZM162 257V258H163ZM178 257V258H179ZM223 257H224V259H223ZM81 258V257H80ZM107 258H108V255H107ZM165 258V259H166ZM177 258V257H176ZM181 258V257H180ZM210 258V257H209ZM228 258V259H227ZM238 258V257H237ZM246 258V257H245ZM82 259V258H81ZM125 259V258H124ZM170 259V262L172 261L171 260V258H169ZM175 259V258H174ZM173 259V261L175 262L176 261V259L174 260ZM184 259V258H183ZM186 259V258H185ZM184 259V260H185ZM1 260V259H0ZM99 260V261H98ZM164 260V259H163ZM180 260H182V259H180ZM201 260H199V262L201 263L202 261ZM212 260H209V261H211V262H213ZM74 261H75V259H74ZM76 261H77V264H81L80 262L78 263V260L76 259ZM100 261H101V263H100ZM172 261V263H174ZM224 261H226L225 263H224ZM2 262V261H1ZM82 262V261H81ZM178 262V260L175 262V263H177ZM183 262V264H185L184 262L185 261H182ZM186 262H188V261H186ZM192 262H195L194 260L192 261ZM197 262V261H196ZM195 262V263H196ZM209 263V264H213V263ZM3 263V262H2ZM171 263V264H172ZM179 263H181V261L179 262ZM178 263V264H179ZM190 263V262H189ZM207 263V264H208ZM230 264L231 263H233L231 260H230V262H229ZM228 263V264H229ZM76 264V263H75ZM198 264V263H197Z\"/></svg>",
    "mask_w": 264,
    "mask_h": 264
}]
</instances>
